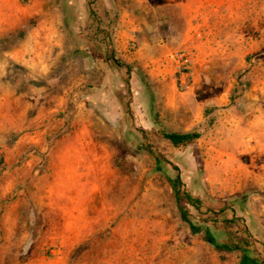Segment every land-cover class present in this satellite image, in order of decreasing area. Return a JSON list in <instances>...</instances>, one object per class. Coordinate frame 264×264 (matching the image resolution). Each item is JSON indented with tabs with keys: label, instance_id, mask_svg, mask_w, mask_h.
Masks as SVG:
<instances>
[{
	"label": "rangeland",
	"instance_id": "rangeland-1",
	"mask_svg": "<svg viewBox=\"0 0 264 264\" xmlns=\"http://www.w3.org/2000/svg\"><path fill=\"white\" fill-rule=\"evenodd\" d=\"M5 2L0 264H238L206 240L224 238L202 222L223 207L264 242V0H96L91 16L85 0ZM161 131L201 137L175 149ZM71 137L85 215L51 197ZM174 167L202 200L190 223Z\"/></svg>",
	"mask_w": 264,
	"mask_h": 264
},
{
	"label": "trees",
	"instance_id": "trees-1",
	"mask_svg": "<svg viewBox=\"0 0 264 264\" xmlns=\"http://www.w3.org/2000/svg\"><path fill=\"white\" fill-rule=\"evenodd\" d=\"M95 1L96 0H85L89 16L94 15V8L92 6L95 4ZM114 61L116 64L118 63L117 60ZM128 72L129 69L127 67V73ZM211 123L212 119L209 120V124ZM160 136L173 148L179 149L181 147H187L198 140L201 137V133L161 131ZM174 169L176 170V174L170 182L174 202L182 218L190 223V218L192 216L189 214V209H194L199 213L202 207V200L199 197L193 196L189 191L183 188L180 172L176 167H174ZM226 209H229V216L220 218L219 214L223 213ZM209 211L213 213L214 216L202 222L221 232L224 237L219 241L209 232V228H206V240L216 251L239 253L240 258L238 264H264V242L252 234L244 218L237 216L231 208L223 207L219 211ZM192 228L195 231L198 229L194 226H192Z\"/></svg>",
	"mask_w": 264,
	"mask_h": 264
},
{
	"label": "crops",
	"instance_id": "crops-1",
	"mask_svg": "<svg viewBox=\"0 0 264 264\" xmlns=\"http://www.w3.org/2000/svg\"><path fill=\"white\" fill-rule=\"evenodd\" d=\"M3 4L1 7L5 10L7 4L6 0H2ZM119 1V0H116ZM2 15L4 22H9L11 14L5 13ZM21 53V52H20ZM51 99H54L52 97ZM53 101V100H51ZM73 132L69 134L72 135ZM68 136V137H69ZM68 145L61 146L57 149L58 159L53 160V164H57L58 167L55 171L58 176L57 182L58 187L51 191V197L54 199H66L68 202V214L72 215H85L87 213L89 198H90V186L86 181V176L90 173L87 172L89 168L87 163L88 153L85 151L84 146L80 141L75 140L73 137ZM61 141H69V139H61ZM63 147V148H62ZM60 151V153H59ZM58 204V203H57ZM81 219H77L76 223H80ZM259 225V223H257Z\"/></svg>",
	"mask_w": 264,
	"mask_h": 264
},
{
	"label": "built area",
	"instance_id": "built-area-1",
	"mask_svg": "<svg viewBox=\"0 0 264 264\" xmlns=\"http://www.w3.org/2000/svg\"><path fill=\"white\" fill-rule=\"evenodd\" d=\"M176 58H177L178 61H183V63H186V60H185L183 54H179V55H177Z\"/></svg>",
	"mask_w": 264,
	"mask_h": 264
},
{
	"label": "bare ground",
	"instance_id": "bare-ground-1",
	"mask_svg": "<svg viewBox=\"0 0 264 264\" xmlns=\"http://www.w3.org/2000/svg\"><path fill=\"white\" fill-rule=\"evenodd\" d=\"M167 259H168V258H164V259H162L160 264H169V262H168Z\"/></svg>",
	"mask_w": 264,
	"mask_h": 264
}]
</instances>
